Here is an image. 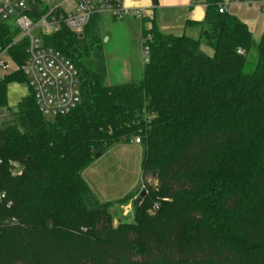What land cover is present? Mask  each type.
<instances>
[{
  "label": "trees",
  "instance_id": "1",
  "mask_svg": "<svg viewBox=\"0 0 264 264\" xmlns=\"http://www.w3.org/2000/svg\"><path fill=\"white\" fill-rule=\"evenodd\" d=\"M206 4L195 39L142 29L148 60L134 83L106 84L99 16L81 36L43 38L74 65L80 102L47 119L29 95L0 126V190L11 203L0 206V264H264V33L255 43L219 0ZM0 33L4 45L16 34ZM23 48L9 51L17 64ZM25 82L20 72L0 81V111L7 85ZM135 138L147 194L134 224L111 228L109 206L131 195L101 203L82 173Z\"/></svg>",
  "mask_w": 264,
  "mask_h": 264
},
{
  "label": "built area",
  "instance_id": "2",
  "mask_svg": "<svg viewBox=\"0 0 264 264\" xmlns=\"http://www.w3.org/2000/svg\"><path fill=\"white\" fill-rule=\"evenodd\" d=\"M207 0H191L206 2ZM237 3H256L264 13V0H234ZM219 13H225L223 6ZM107 15L112 20H140V9L127 8L124 0H0V26L16 32L7 44L0 38V81L20 72L26 79V96L32 95L39 113L53 119L69 114L80 102L78 73L69 59L57 50L45 46L43 38L61 29L81 36L93 16ZM2 34L0 33V36ZM24 43L23 60L17 64L9 51ZM243 54L242 51H238ZM141 59L148 60L147 47L141 44ZM138 144L139 139L135 138ZM18 165L10 167L11 175ZM6 193L0 190V206L10 207ZM158 208L154 204L152 210ZM0 214V222H1ZM14 223L13 220L5 221Z\"/></svg>",
  "mask_w": 264,
  "mask_h": 264
},
{
  "label": "rangeland",
  "instance_id": "3",
  "mask_svg": "<svg viewBox=\"0 0 264 264\" xmlns=\"http://www.w3.org/2000/svg\"><path fill=\"white\" fill-rule=\"evenodd\" d=\"M99 19V34L107 70V85L132 83L139 74L140 51L137 52L132 27L126 29L130 20H112L107 15ZM143 38V37H142ZM260 39V38H259ZM259 39H253L255 43ZM200 49L208 56L213 51L201 44ZM254 57L253 55L251 56ZM17 108L0 111V126H11ZM141 146L133 141L117 145L108 150L82 173V178L95 198L101 203H110L131 195L123 203H113L108 208V224L111 228L132 225L139 219L135 206L143 202L144 190L141 182ZM145 182L152 187L157 179L148 175ZM144 194L143 196L141 194ZM152 204L149 213H152Z\"/></svg>",
  "mask_w": 264,
  "mask_h": 264
},
{
  "label": "crops",
  "instance_id": "4",
  "mask_svg": "<svg viewBox=\"0 0 264 264\" xmlns=\"http://www.w3.org/2000/svg\"><path fill=\"white\" fill-rule=\"evenodd\" d=\"M154 6L152 0H124L127 8L140 9L142 17L140 20L127 18L130 20L123 27H132L136 42L137 52L142 44V29H149L154 25L157 30L164 35L187 36L197 38L200 28L197 26L205 18L206 2H191V0H156ZM219 5L225 8V13L239 19L251 33L253 39H259L264 33V13L256 3L240 2L234 0H219ZM126 20V19H124ZM195 24V25H194ZM139 74L132 83L141 79L143 62L140 59ZM120 85V84H119ZM25 85L11 83L6 88L7 108H17L18 104L26 97Z\"/></svg>",
  "mask_w": 264,
  "mask_h": 264
},
{
  "label": "water",
  "instance_id": "5",
  "mask_svg": "<svg viewBox=\"0 0 264 264\" xmlns=\"http://www.w3.org/2000/svg\"><path fill=\"white\" fill-rule=\"evenodd\" d=\"M152 4H153L154 6H156V4H157L156 0H152ZM99 157H100L99 154H96V155H95V159H97V158H99ZM141 195L143 196L144 194L142 193Z\"/></svg>",
  "mask_w": 264,
  "mask_h": 264
}]
</instances>
